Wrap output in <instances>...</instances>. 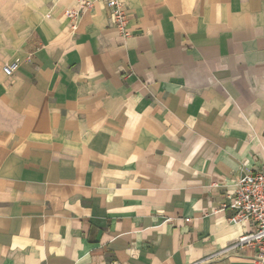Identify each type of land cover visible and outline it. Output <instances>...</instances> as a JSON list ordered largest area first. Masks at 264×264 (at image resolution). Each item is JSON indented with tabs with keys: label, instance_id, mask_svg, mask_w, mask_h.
Listing matches in <instances>:
<instances>
[{
	"label": "crops",
	"instance_id": "0c3cea01",
	"mask_svg": "<svg viewBox=\"0 0 264 264\" xmlns=\"http://www.w3.org/2000/svg\"><path fill=\"white\" fill-rule=\"evenodd\" d=\"M0 1V264H264L218 210L264 165V0H123L126 40Z\"/></svg>",
	"mask_w": 264,
	"mask_h": 264
},
{
	"label": "built area",
	"instance_id": "2783aa9c",
	"mask_svg": "<svg viewBox=\"0 0 264 264\" xmlns=\"http://www.w3.org/2000/svg\"><path fill=\"white\" fill-rule=\"evenodd\" d=\"M96 1L104 4L120 39L126 40L130 36L127 26L129 17L123 0H75V7L67 14L76 19L79 12L89 9ZM18 67L19 62L13 61L3 65L2 71L6 76H11ZM230 185L225 202L218 210L230 211L229 223H245L249 229L239 234L228 248L248 247L254 251L256 261L264 262V165L233 178Z\"/></svg>",
	"mask_w": 264,
	"mask_h": 264
},
{
	"label": "rangeland",
	"instance_id": "374dc122",
	"mask_svg": "<svg viewBox=\"0 0 264 264\" xmlns=\"http://www.w3.org/2000/svg\"><path fill=\"white\" fill-rule=\"evenodd\" d=\"M5 1H10V2H14L15 4H16V2H22V5H31L30 3V1L31 0H5ZM46 1H48V0H46ZM1 2V1H0Z\"/></svg>",
	"mask_w": 264,
	"mask_h": 264
}]
</instances>
